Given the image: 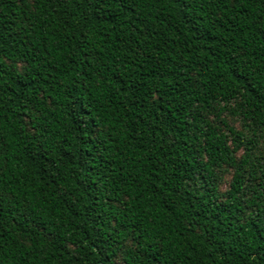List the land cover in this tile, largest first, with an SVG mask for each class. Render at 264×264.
Instances as JSON below:
<instances>
[{
    "label": "trees",
    "instance_id": "obj_1",
    "mask_svg": "<svg viewBox=\"0 0 264 264\" xmlns=\"http://www.w3.org/2000/svg\"><path fill=\"white\" fill-rule=\"evenodd\" d=\"M0 264H264V0H0Z\"/></svg>",
    "mask_w": 264,
    "mask_h": 264
},
{
    "label": "rangeland",
    "instance_id": "obj_2",
    "mask_svg": "<svg viewBox=\"0 0 264 264\" xmlns=\"http://www.w3.org/2000/svg\"><path fill=\"white\" fill-rule=\"evenodd\" d=\"M225 187H226V184H223V185H222V188L224 189Z\"/></svg>",
    "mask_w": 264,
    "mask_h": 264
}]
</instances>
